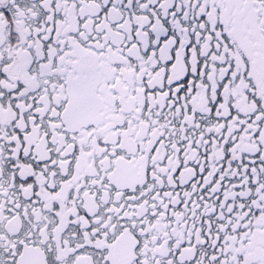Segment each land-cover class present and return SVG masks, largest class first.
I'll return each mask as SVG.
<instances>
[{"label": "snow or ice", "instance_id": "snow-or-ice-1", "mask_svg": "<svg viewBox=\"0 0 264 264\" xmlns=\"http://www.w3.org/2000/svg\"><path fill=\"white\" fill-rule=\"evenodd\" d=\"M0 264H264V0H0Z\"/></svg>", "mask_w": 264, "mask_h": 264}]
</instances>
